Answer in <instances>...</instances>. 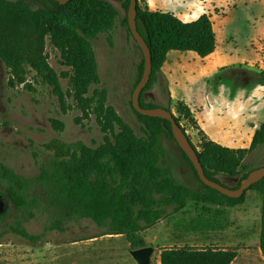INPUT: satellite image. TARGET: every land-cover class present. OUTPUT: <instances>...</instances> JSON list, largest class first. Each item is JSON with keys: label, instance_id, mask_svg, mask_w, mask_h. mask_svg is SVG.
I'll list each match as a JSON object with an SVG mask.
<instances>
[{"label": "trees", "instance_id": "1", "mask_svg": "<svg viewBox=\"0 0 264 264\" xmlns=\"http://www.w3.org/2000/svg\"><path fill=\"white\" fill-rule=\"evenodd\" d=\"M39 2L41 5L33 8L27 0H0V60L9 71L7 85L24 84L32 89L25 83V66L30 64L57 98L62 113L75 106L82 117L94 114L105 135L104 142L96 148L83 146L78 153L56 154L47 164L40 165L37 183L42 193H31L32 180L0 162V188L5 190L15 209L12 232L26 240L38 241L42 235L29 233L23 223L42 211L48 216L44 231L62 232L68 221L89 219L105 229L102 234L124 235L129 249L135 250L148 246L143 236L146 229L172 214L185 212L189 201L201 204L204 210L243 204L247 190L242 196L231 198L205 185L180 148L181 157L192 169L200 188L194 190L175 177L166 164L167 152L161 143L162 136L176 143L168 120L141 115L130 101L144 126V135L137 136L115 109L106 105L105 88H94L89 94L91 86L100 82L92 40L99 34H107L111 45V31L119 17L110 1ZM129 3L130 0L122 3L126 15L121 24L133 39L127 22ZM136 24L150 49L152 64L150 79L139 97L140 104L143 108H155L154 104H145L142 95L156 80L166 54L172 50L193 51L200 57L211 54L215 49L212 23L207 15L183 22L171 13L142 9L137 2ZM24 27L35 35L37 49L33 56L24 55L20 45ZM46 38L59 51L60 63L69 70L57 73L49 65L43 53ZM136 47L139 49L137 44ZM143 65L142 56L133 89L141 78ZM261 74L264 76V72ZM61 78L68 79L66 91L61 87ZM70 98L72 103L68 102ZM166 109L171 112L170 108ZM173 116L181 126L178 117ZM52 122L58 128L63 126L57 120ZM115 126L119 129L117 133ZM263 141L264 123L254 132L247 149H229L207 140L202 151H198L190 140L207 178L220 183L218 175H241L233 188L255 169L243 162L244 154ZM249 189L256 190L262 198L258 246L264 258V178ZM6 214L7 211L0 215V221ZM236 256V251L229 248L184 245L161 248L159 259L160 264H230Z\"/></svg>", "mask_w": 264, "mask_h": 264}, {"label": "rangeland", "instance_id": "2", "mask_svg": "<svg viewBox=\"0 0 264 264\" xmlns=\"http://www.w3.org/2000/svg\"><path fill=\"white\" fill-rule=\"evenodd\" d=\"M108 1L116 7L119 17L111 31V45L107 34H99L92 40L100 82L91 86L89 94L94 88H105L106 105L112 106L137 136H143L144 126L130 105L142 54L121 24V19L126 15L122 6L124 0ZM27 2L33 8L41 5L39 0ZM215 23H219V49L224 51V55L232 63L243 68L246 66L248 74L253 77V88L256 86L255 77L264 84V76L261 74L264 72V0H225ZM20 45L24 55L35 54V35L26 27L22 30ZM43 53L47 55L49 65L57 73L69 70L60 63V53L49 43L48 38L45 39ZM187 61L189 60L181 61L180 70H177L175 77L177 84L174 87L176 92H184L186 97L191 98V94L196 95L203 91L202 77L200 72L185 68ZM189 63L192 64L191 61ZM9 76L7 67L0 60V162L17 174L32 180L31 193H42L37 183L40 165L47 164L56 154L78 153L83 146L96 148L104 142L105 133L94 114L82 117L80 110L75 106L67 113H62L57 98L52 95L49 86L43 84L36 76L30 64L26 63L25 66V83L32 89L24 84L9 87ZM216 80L217 78H213L211 81L213 87L217 86ZM60 84L64 91L69 88L66 78H61ZM258 98L263 99V94L258 95ZM142 100L145 104H154L160 108L173 107L174 115L178 117L191 142L198 151H202L206 137L193 119H185L190 113L187 108L181 107L184 103H168V95L163 85L156 88L153 82L151 88L143 93ZM68 102L73 101L70 98ZM256 116L254 111L253 121ZM52 120L61 122L62 128H58ZM118 131L115 126V133ZM161 143L167 152L166 164L173 170L175 177L192 189L198 190L200 183L190 166L182 159L177 143L165 136L161 137ZM243 157V162L251 164L253 168L263 166L264 141ZM240 176L218 175L217 179L222 185L233 188ZM0 192L5 194L3 188H0ZM261 204V195L253 189L246 191L243 204L227 207V212L219 214L209 213L203 210L201 204L189 201L184 213L178 212L143 232L148 246L155 249L151 264L156 262L157 249L175 239H182V244L193 247L229 248L236 251L240 260L246 259L248 254H254L259 240ZM6 211V216L0 221V242H23L26 239L10 230V226L15 225V209L10 201ZM47 224L48 216L42 211L23 223L29 233L41 234V239H72L86 235L100 238L105 230L89 219L68 221L65 223L66 229L62 232L44 231ZM154 235L158 240H153ZM99 248L100 246H96V249ZM123 257L132 258L129 250L125 251Z\"/></svg>", "mask_w": 264, "mask_h": 264}, {"label": "crops", "instance_id": "3", "mask_svg": "<svg viewBox=\"0 0 264 264\" xmlns=\"http://www.w3.org/2000/svg\"><path fill=\"white\" fill-rule=\"evenodd\" d=\"M224 1L137 0L142 9L171 13L183 22L195 21L201 15L209 17L215 37L214 51L206 57H200L193 51H169L154 81V87H165L168 103H184L182 106L190 113L185 119H193L207 140L229 149H247L254 132L264 122V84L255 77L256 86L253 88V77L248 74L246 66L243 68L232 63L218 47L219 23L216 24L215 19L218 18ZM182 60H189L185 68L200 72L202 77L203 91L196 95L191 94V98L186 97L184 92H176L174 87ZM213 78H217L215 87L211 83ZM260 94H263L261 100L258 98ZM169 108L175 114L173 107ZM254 111L257 113L255 121L252 120ZM227 210V207H210L206 211L219 214ZM153 240H158L156 235ZM182 243V239H175L160 247H182ZM96 246L100 248L96 249ZM161 248L156 251L155 264H160ZM126 250L130 253L129 244L121 234H101L100 238L92 235L72 239L40 238L35 242L24 240L17 244L8 241L0 242V264H137L133 258L123 257ZM255 262L264 264L258 243L253 255L248 254L244 260H240L237 255L230 264Z\"/></svg>", "mask_w": 264, "mask_h": 264}, {"label": "water", "instance_id": "4", "mask_svg": "<svg viewBox=\"0 0 264 264\" xmlns=\"http://www.w3.org/2000/svg\"><path fill=\"white\" fill-rule=\"evenodd\" d=\"M55 1H57L60 4H65L69 0H55ZM136 15H137V0H130L127 9L128 27L144 59L143 73L141 75L139 82L136 84V86L132 91V95H131L132 107L141 115L158 117L168 120L170 122L171 132L178 147L186 154L202 183L231 198H238L242 196L245 193V191L248 190L254 183L264 178V165L253 169L240 182V185L237 188H230L222 185L221 183L213 181L206 177L203 167L196 153V150L192 146L190 140L188 139L187 134L183 131L182 127L176 123L173 113L165 108H160V107L143 108L141 106L139 97L142 90L147 85L150 79L152 64H151L150 49L148 48L144 38L140 35L137 29ZM8 202L9 199L7 195L0 192V215L6 212L8 208ZM153 251H154L153 247L145 246L135 250H130V254L132 258L137 262V264H150L151 255Z\"/></svg>", "mask_w": 264, "mask_h": 264}, {"label": "bare ground", "instance_id": "5", "mask_svg": "<svg viewBox=\"0 0 264 264\" xmlns=\"http://www.w3.org/2000/svg\"><path fill=\"white\" fill-rule=\"evenodd\" d=\"M197 8V7H196Z\"/></svg>", "mask_w": 264, "mask_h": 264}]
</instances>
